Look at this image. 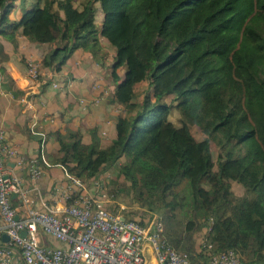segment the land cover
Wrapping results in <instances>:
<instances>
[{"label": "trees", "instance_id": "1", "mask_svg": "<svg viewBox=\"0 0 264 264\" xmlns=\"http://www.w3.org/2000/svg\"><path fill=\"white\" fill-rule=\"evenodd\" d=\"M79 4L32 0L14 19L7 16L11 0H0L3 37L13 43L19 32L54 43L37 66L57 71L77 47L100 56L99 37L113 49L111 99L128 109L116 116L115 135L105 145L93 130L88 141L78 129L53 132L66 173L87 180L114 162L126 178L135 164L142 170L141 184L130 187L139 204L171 213L188 205L178 233L167 223L170 213L162 217L166 240L185 250L190 262L195 231L202 227L213 250L232 248L248 262L263 256L264 0ZM118 68H123L119 78ZM140 80L147 88L135 99L134 84ZM172 104L177 125L168 118ZM191 124L199 127L201 138L192 135ZM210 139L218 147L214 159ZM230 180L249 195L234 196ZM198 251L205 255L201 247Z\"/></svg>", "mask_w": 264, "mask_h": 264}, {"label": "crops", "instance_id": "2", "mask_svg": "<svg viewBox=\"0 0 264 264\" xmlns=\"http://www.w3.org/2000/svg\"><path fill=\"white\" fill-rule=\"evenodd\" d=\"M30 2L32 0H11L7 16L16 19L21 6ZM96 10L101 14L99 7ZM100 18H95L94 12L96 23ZM98 41L100 56L77 47L67 55L59 70L37 66V76L32 78L27 74V62L37 63L54 43L29 40L19 32L12 43L0 34V128L5 143L14 149V153L5 156L4 164L20 177L24 190L23 195H10L17 215H22L29 205L58 209L64 204L62 196L52 190L54 184L68 181L65 168L57 160L59 151L53 135L55 130L65 133L66 129H78L83 141L89 140L93 130L99 144L105 145L115 135L116 116L125 114L128 109V106L111 99L115 85L109 74L113 49L104 38L99 37ZM116 72L118 78L121 77L123 68ZM92 81H98L107 90L96 103L90 101L96 93L91 89ZM80 98L85 102H80ZM38 156L42 171L38 177L31 178L24 161ZM20 157L22 162L17 163ZM36 235L44 246L60 243L39 228ZM198 241V236H194L191 261L204 264L206 256L198 251ZM10 255L11 264H24L15 248ZM247 259L242 258L245 264H264V255L249 262Z\"/></svg>", "mask_w": 264, "mask_h": 264}, {"label": "built area", "instance_id": "3", "mask_svg": "<svg viewBox=\"0 0 264 264\" xmlns=\"http://www.w3.org/2000/svg\"><path fill=\"white\" fill-rule=\"evenodd\" d=\"M27 74L37 76V63L27 62ZM55 85V83H52ZM96 90L90 101L101 99L106 88L98 81L91 82ZM84 103V99L80 98ZM14 153L4 140L0 128V264H11V250L15 248L24 264H143L142 249L148 245L155 264H194L188 253L170 244L163 234L160 216L150 211L146 216L128 217L122 213L123 204L108 207L110 202L105 191L89 190L85 180L67 174L68 181L54 184L52 190L64 200L61 208L29 205L22 215L14 217L15 208L10 195L24 194L20 177L7 169L4 158ZM22 162V158L16 160ZM31 178L40 175L42 169L36 157L25 161ZM96 177V176H95ZM95 177H90L96 185ZM100 187V184H98ZM60 241L49 247L39 243L37 229ZM23 231V232H21ZM198 245L205 253L204 264H245L232 248L213 250L212 244L202 234Z\"/></svg>", "mask_w": 264, "mask_h": 264}, {"label": "rangeland", "instance_id": "4", "mask_svg": "<svg viewBox=\"0 0 264 264\" xmlns=\"http://www.w3.org/2000/svg\"><path fill=\"white\" fill-rule=\"evenodd\" d=\"M82 0H72L74 5H77L79 7V3ZM97 6V3H95ZM101 16L100 13H98V10L95 11V18H98ZM120 70V68H118ZM146 81L141 80L136 83L134 86L135 91V99H139L142 93V90H145L147 87ZM166 100H169V96L165 97ZM178 111L177 109L171 105L168 113V118L174 123H178ZM190 131L192 135L195 138H201L204 134L201 132L199 127L195 124L190 125ZM209 150L212 159L216 157V153L218 150L217 145L215 142L210 139L209 140ZM141 176H142V170L138 168L135 164L130 165L129 170L127 171V177H123L120 173L117 171V165L114 162H110L106 167L103 169H100L96 175L95 178L91 179L92 181H96V185L92 184L91 181L85 180L84 184L89 190L93 189H101L105 191L107 194V197L110 199V202H105V205L108 207L116 206L119 202L123 204L122 213L125 216L131 217V216H137L138 214H144L145 216L150 213V211L157 213L162 222L163 226H165L163 215L164 213L168 214L167 217V223L170 224L172 229L178 233L180 232L181 225L183 221L189 216V208L188 205H184L181 208H175L172 213L170 211H167L163 207L159 208H148L147 205H141L138 203L135 193L133 192V188L130 187V185L139 186L141 184ZM98 184H100V187H98ZM230 188L234 196L241 195L245 193L246 195H249L247 191L243 189V187L237 186L236 182L234 180H230ZM186 191V190H185ZM205 228H200L195 231L194 236H198V240L201 238L203 231Z\"/></svg>", "mask_w": 264, "mask_h": 264}, {"label": "water", "instance_id": "5", "mask_svg": "<svg viewBox=\"0 0 264 264\" xmlns=\"http://www.w3.org/2000/svg\"><path fill=\"white\" fill-rule=\"evenodd\" d=\"M17 214H14V217H16ZM23 232V231H21ZM1 238L2 239H7V234L5 232L1 233ZM142 255H143V264H155V261L153 259L152 253L150 252V249L148 245H144L142 249Z\"/></svg>", "mask_w": 264, "mask_h": 264}]
</instances>
